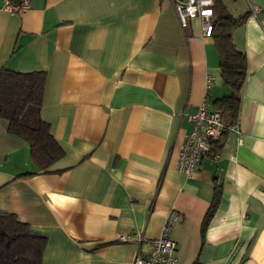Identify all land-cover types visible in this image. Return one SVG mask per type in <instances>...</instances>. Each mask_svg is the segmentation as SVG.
<instances>
[{
  "label": "crops",
  "instance_id": "obj_1",
  "mask_svg": "<svg viewBox=\"0 0 264 264\" xmlns=\"http://www.w3.org/2000/svg\"><path fill=\"white\" fill-rule=\"evenodd\" d=\"M232 32L246 55L237 129L189 176L177 169L189 115L230 92L213 36L170 0H0V68L43 70L41 117L64 156L41 172L0 117V212L47 242L41 264H131L167 212L180 264H264V0ZM240 10V9H239ZM208 88L207 85V78ZM212 208V209H211Z\"/></svg>",
  "mask_w": 264,
  "mask_h": 264
},
{
  "label": "trees",
  "instance_id": "obj_2",
  "mask_svg": "<svg viewBox=\"0 0 264 264\" xmlns=\"http://www.w3.org/2000/svg\"><path fill=\"white\" fill-rule=\"evenodd\" d=\"M252 12L234 16L222 0L213 7V36L219 55L221 79L230 92L216 100L224 124L223 132L237 122L240 92L248 75L245 52L236 47L232 32ZM46 84L43 70L18 71L0 68V117L7 120L9 132L22 137L41 172H55L52 166L65 151L41 117ZM221 141L213 143L218 147ZM211 147V149H212ZM212 209V208H211ZM47 237L13 213L0 212V264H41Z\"/></svg>",
  "mask_w": 264,
  "mask_h": 264
},
{
  "label": "built area",
  "instance_id": "obj_3",
  "mask_svg": "<svg viewBox=\"0 0 264 264\" xmlns=\"http://www.w3.org/2000/svg\"><path fill=\"white\" fill-rule=\"evenodd\" d=\"M175 8L180 25L185 28L192 17L200 21L203 36H210L213 24V7L216 0H170ZM28 6V0H3L2 7L10 13H19ZM257 14L260 9L251 6ZM206 89L208 88V81ZM192 128L185 135L178 151L177 169L186 176L191 175L199 166L201 159L209 154L213 143L221 141L223 121L218 109H210L204 99L197 105L195 112L189 115ZM235 129L237 125L234 124ZM178 212L170 209L165 217L161 232L156 237L146 238L140 231L118 234L116 239L127 242L135 238L146 240V252L138 250L132 257L131 264H180L175 254V242L170 236L171 228L177 220Z\"/></svg>",
  "mask_w": 264,
  "mask_h": 264
},
{
  "label": "rangeland",
  "instance_id": "obj_4",
  "mask_svg": "<svg viewBox=\"0 0 264 264\" xmlns=\"http://www.w3.org/2000/svg\"><path fill=\"white\" fill-rule=\"evenodd\" d=\"M227 10L234 16L239 15V11H243L245 8L246 0H222ZM240 9V10H239Z\"/></svg>",
  "mask_w": 264,
  "mask_h": 264
}]
</instances>
